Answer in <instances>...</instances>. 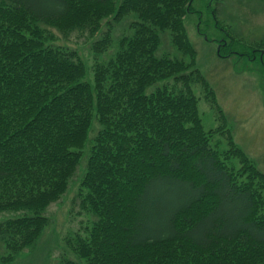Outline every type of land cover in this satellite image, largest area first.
Returning <instances> with one entry per match:
<instances>
[{
    "label": "trees",
    "instance_id": "16d2710c",
    "mask_svg": "<svg viewBox=\"0 0 264 264\" xmlns=\"http://www.w3.org/2000/svg\"><path fill=\"white\" fill-rule=\"evenodd\" d=\"M226 1L207 3L232 37L220 50L245 43L219 16ZM196 12L194 0H0L1 264L35 244L76 176L91 217L56 264H264V172L196 66ZM54 29L93 37L91 73ZM243 47L264 61V38Z\"/></svg>",
    "mask_w": 264,
    "mask_h": 264
},
{
    "label": "rangeland",
    "instance_id": "374dc122",
    "mask_svg": "<svg viewBox=\"0 0 264 264\" xmlns=\"http://www.w3.org/2000/svg\"><path fill=\"white\" fill-rule=\"evenodd\" d=\"M207 3H210L211 7L215 5L214 0H194V8L200 10L202 18L199 12L187 14L185 17L188 34L197 51L196 66L213 88L218 105L222 108L227 123L232 129L235 142L264 172V61L252 60L242 55V52L247 50V47L244 49V45L264 38V9L258 0H242L241 2L229 0L224 3L227 6L220 5L219 16L225 18L233 27L232 32L245 42L241 44L238 41L233 47L229 46L225 50L223 48L220 50L219 44L228 43L227 41L232 37L230 34H224V29L219 28L221 26L215 27L216 18L213 19L214 14L210 12ZM224 21L220 20V23L228 25ZM125 22L123 20L122 25L116 27L115 33H118L123 25L125 26ZM103 28H105L104 25ZM202 28L206 31L205 35L199 33V29ZM55 32L60 41L78 49L90 72L93 63L90 45L93 37L74 31L64 38L57 30ZM97 36L95 35L94 38ZM212 37L218 39L214 41ZM261 50L264 51V49ZM109 52H111L110 49L107 53L103 52L100 58L107 57ZM262 56L264 58V52ZM195 88L196 93L201 97L199 110L203 125L206 128L215 127L221 123L219 118L217 121L215 119L214 111L216 110H213L204 100L201 86L197 85ZM79 180V176H76L65 194L47 208L49 222L35 244L3 264H56L60 256V258L64 255L70 257L71 251L67 247L66 237H73L78 232L82 233L91 217L80 208L78 203L76 193ZM6 215L10 216L11 213L0 212V220ZM2 248L0 245V257L4 252Z\"/></svg>",
    "mask_w": 264,
    "mask_h": 264
}]
</instances>
